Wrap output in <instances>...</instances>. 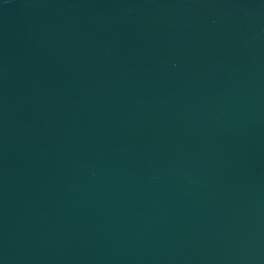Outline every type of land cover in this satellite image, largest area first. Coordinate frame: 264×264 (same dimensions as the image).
<instances>
[{
  "label": "water",
  "instance_id": "obj_1",
  "mask_svg": "<svg viewBox=\"0 0 264 264\" xmlns=\"http://www.w3.org/2000/svg\"><path fill=\"white\" fill-rule=\"evenodd\" d=\"M0 264H264V0H0Z\"/></svg>",
  "mask_w": 264,
  "mask_h": 264
}]
</instances>
